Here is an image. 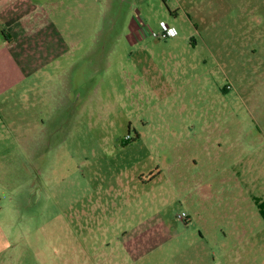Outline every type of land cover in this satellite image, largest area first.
<instances>
[{
	"label": "rangeland",
	"instance_id": "1",
	"mask_svg": "<svg viewBox=\"0 0 264 264\" xmlns=\"http://www.w3.org/2000/svg\"><path fill=\"white\" fill-rule=\"evenodd\" d=\"M61 1L75 66L0 67V264H264V0Z\"/></svg>",
	"mask_w": 264,
	"mask_h": 264
},
{
	"label": "crops",
	"instance_id": "2",
	"mask_svg": "<svg viewBox=\"0 0 264 264\" xmlns=\"http://www.w3.org/2000/svg\"><path fill=\"white\" fill-rule=\"evenodd\" d=\"M63 4L61 0H0V57L7 61L6 65L0 61V67H5L9 76L11 72L15 77L22 72L20 64L24 66L25 78L30 76V72L42 71L51 64H56V68L59 67L63 73L67 68L75 66L78 62L75 51L79 37L69 28L68 23L61 27L54 21L57 10ZM36 31L40 34L39 46L23 47L19 59L12 57L7 46L13 38L29 39ZM1 81L0 87L3 89L15 85L13 76ZM3 81L7 84H3ZM60 84L63 87L69 85L65 81ZM60 96L57 99L59 102L64 100V95Z\"/></svg>",
	"mask_w": 264,
	"mask_h": 264
},
{
	"label": "built area",
	"instance_id": "3",
	"mask_svg": "<svg viewBox=\"0 0 264 264\" xmlns=\"http://www.w3.org/2000/svg\"><path fill=\"white\" fill-rule=\"evenodd\" d=\"M163 31H164V34L163 36H167V35H173L176 33V30L174 28H167L165 25H163ZM155 34V32H154ZM157 36H159V34H156ZM179 218L181 219H186L188 218V214L186 212H182L181 214L178 215Z\"/></svg>",
	"mask_w": 264,
	"mask_h": 264
},
{
	"label": "flooded vegetation",
	"instance_id": "4",
	"mask_svg": "<svg viewBox=\"0 0 264 264\" xmlns=\"http://www.w3.org/2000/svg\"><path fill=\"white\" fill-rule=\"evenodd\" d=\"M260 213L263 214L262 211Z\"/></svg>",
	"mask_w": 264,
	"mask_h": 264
}]
</instances>
